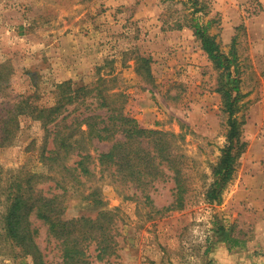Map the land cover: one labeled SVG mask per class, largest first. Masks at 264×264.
Here are the masks:
<instances>
[{
  "label": "rangeland",
  "instance_id": "rangeland-1",
  "mask_svg": "<svg viewBox=\"0 0 264 264\" xmlns=\"http://www.w3.org/2000/svg\"><path fill=\"white\" fill-rule=\"evenodd\" d=\"M202 1L208 14L201 23L211 20L209 34L221 50L236 53L243 96L235 117L245 148L219 203L205 193L229 130L217 91L221 71L188 27L185 0H0V120L17 103L32 106L0 145V264H33L3 236L6 188L13 184L15 191L18 181L24 190L63 194L65 218L115 213L120 236L112 264H235L242 249L250 254L242 264L264 258V36L256 32L264 35V10H218V0ZM142 60L147 67L139 70ZM97 86L140 127L178 136L174 148L188 188L183 209L157 212L174 199L171 180L154 183L148 202L135 186L102 171L95 157L109 142L86 145L94 157L91 176L74 178L63 168L73 166L74 155L44 160L54 148L48 133L54 124L47 129L30 110L54 106L60 92ZM92 94L69 106V118L104 114ZM45 231L41 226L37 237L42 248Z\"/></svg>",
  "mask_w": 264,
  "mask_h": 264
},
{
  "label": "trees",
  "instance_id": "trees-1",
  "mask_svg": "<svg viewBox=\"0 0 264 264\" xmlns=\"http://www.w3.org/2000/svg\"><path fill=\"white\" fill-rule=\"evenodd\" d=\"M185 4L188 5L191 15L188 27L193 30L195 38L200 40L201 48L214 68L221 71L222 83L217 91L224 102L229 130L227 144L221 149V154L212 168V182L205 193L207 201L219 203L245 148V143L240 142V123L235 117L240 108L239 100L243 97L239 89L240 72L234 49L226 54L216 41V36L209 34L212 21L201 23L202 17L208 14L203 1L185 0ZM199 13L201 15L197 16ZM181 27L177 26L178 29ZM142 62L139 70L147 67L148 60ZM91 94L98 102L97 109L104 110V114L91 113L83 118L82 114H78L69 118L73 113L69 111V106L83 103ZM108 100V96L103 95L98 86L92 89L81 87L73 94L58 93L54 106L31 109L30 113H35V118L40 119L46 128L47 125L54 124L53 130H48L50 136L53 134L54 148L48 150L44 160L59 163L62 157L74 155L73 166L63 168L77 173L74 178L91 176L93 169L91 170L90 164L94 163V157L86 145L92 140L109 142V148L99 151L95 157L97 166L102 171H108L114 181L135 186L148 202L151 200L148 192L154 183L171 180L174 184V199L171 204L157 212L183 209L188 188L182 172L183 156L176 153L174 148V140L178 136L140 127L133 118L123 114ZM27 103L23 102L26 105ZM26 107L32 106L17 103L1 118L0 145L6 144L15 135L19 127L18 116L25 113ZM65 112L67 113L64 114ZM82 127H86V130ZM29 180H33V177ZM22 183L18 181L15 184V191L11 190L13 184L6 188L8 205L2 217L4 239L18 249L17 257L24 260L30 257L33 264H94V261H107L112 264V260H108L116 256L119 246L117 237L120 236V228L114 220L115 213L100 211L95 217L80 215L65 218L63 201L60 200L63 194L48 195L49 192L44 194L42 190L36 191L31 186L24 190ZM32 216L41 225H36L31 220ZM41 226L46 228L43 248L37 242ZM228 242H231L229 237L226 244ZM240 246L243 247L244 244ZM231 248L229 245L228 249Z\"/></svg>",
  "mask_w": 264,
  "mask_h": 264
},
{
  "label": "crops",
  "instance_id": "crops-1",
  "mask_svg": "<svg viewBox=\"0 0 264 264\" xmlns=\"http://www.w3.org/2000/svg\"><path fill=\"white\" fill-rule=\"evenodd\" d=\"M247 8H249V9L255 8L256 10H264V0H218V10H236L237 11V10H245ZM262 15H263V13H262ZM262 15H259V16L261 17ZM237 21H238V19H237ZM246 26H247L248 30H250L252 27V25L249 23H246ZM256 32H258L260 35L264 36L263 30H259V31L257 30ZM242 250H244V251H241L240 253H238V255L243 257L242 260H245V258H248V256H246V255L249 253V252H247L249 249H242ZM248 255H250V254H248ZM242 260H239V262H237L235 264H242L240 262ZM221 264H223V263L221 262ZM250 264H264V258H261V257L257 258V257L251 256Z\"/></svg>",
  "mask_w": 264,
  "mask_h": 264
}]
</instances>
